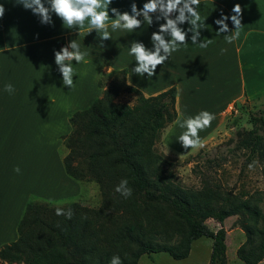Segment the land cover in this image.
I'll use <instances>...</instances> for the list:
<instances>
[{
  "label": "crops",
  "instance_id": "0c3cea01",
  "mask_svg": "<svg viewBox=\"0 0 264 264\" xmlns=\"http://www.w3.org/2000/svg\"><path fill=\"white\" fill-rule=\"evenodd\" d=\"M133 0H113L108 7L131 10ZM142 8L146 0H135ZM240 3L244 12L239 38L228 43L217 34L214 21ZM6 13L0 19V249L15 242L18 226L31 198L44 201L70 196L55 194L63 188L77 190L63 166L62 137L72 131L69 118L88 108L101 96L98 82L104 73L126 70L127 83L146 97L156 96L172 87L177 89V120L168 128L178 129L188 117L201 111L215 115L211 126L199 131L203 144L223 126L227 108L238 111L244 103L264 102V0H201L198 9L206 30L201 39H211L207 48L191 43L179 46L156 74L139 76L132 69L136 60L130 55L133 41L152 48L153 25L145 22L134 31H112L114 15L108 24L112 39L99 46V35L89 34L88 22L80 30L66 29L53 16L54 27L42 25L38 18L14 0H0ZM142 19V17H141ZM229 28L233 29L231 20ZM188 24L181 25L185 30ZM76 40L85 61H72L73 86L65 87L55 64L54 50ZM11 85L12 92L5 90ZM186 129L180 127V132ZM20 171L17 173L16 168Z\"/></svg>",
  "mask_w": 264,
  "mask_h": 264
},
{
  "label": "trees",
  "instance_id": "16d2710c",
  "mask_svg": "<svg viewBox=\"0 0 264 264\" xmlns=\"http://www.w3.org/2000/svg\"><path fill=\"white\" fill-rule=\"evenodd\" d=\"M98 86L101 96L70 116L72 131L62 141L68 150L66 174L77 182L97 183L102 204L64 205L73 213L68 219L56 215L50 201H30L18 239L0 249V263L110 264L118 255L123 264H138L143 255L162 252L183 260L192 243L206 237L213 240L210 264H228L224 222L241 216L249 249L242 247L239 257L245 264H259L264 259L262 197L237 196L209 180L200 189L185 188L155 150L163 131L177 120V89L146 97L127 83L126 70L104 73ZM120 94L134 95L135 105L117 103ZM249 115L253 128L237 131L233 149L249 151L248 161L264 152V110ZM238 122L235 118L233 127ZM122 179L132 189L128 198L115 190ZM209 219L220 229L211 230Z\"/></svg>",
  "mask_w": 264,
  "mask_h": 264
},
{
  "label": "clouds",
  "instance_id": "9594fccd",
  "mask_svg": "<svg viewBox=\"0 0 264 264\" xmlns=\"http://www.w3.org/2000/svg\"><path fill=\"white\" fill-rule=\"evenodd\" d=\"M201 0H146L143 7H138L135 0L131 3V10L121 11L117 7H108L113 4V0H14V6H23L25 10H30L42 25L54 27L53 16L59 18L66 29L80 30L88 22L89 34L95 31L99 35V46L105 47L104 41L112 39L109 31L108 19L110 13L114 15V20L110 27L112 31L127 30L134 31L142 27L147 22L150 25L163 20L159 24L157 31L151 34L152 48H148L143 42L133 41L130 47V55L136 60V66L132 69L139 76L147 74L152 77L156 74L158 66L164 64L171 54L179 49V46L188 43V36L191 33V43L198 44L200 48H207L211 39L202 40L201 30H206V22L202 21L198 11ZM232 15L224 14L221 10V17L214 23L218 26L217 34H225L228 43H232L239 38L240 30L243 28V8L240 3H236L231 9ZM6 13L4 4H0V19ZM142 17V19H141ZM231 20L233 29L229 28L228 21ZM188 24L185 30L181 25ZM77 41L71 40L59 50H54L55 64L62 74V82L65 87L73 86L74 70L72 61L76 63L86 62L85 56ZM5 90L12 92L11 85H6ZM215 115L208 111H201L194 117H188L180 127L186 129L178 139L183 149H195L203 147V142L199 136V131L211 126ZM255 162L249 165L254 167ZM19 173L20 169H15ZM125 198L132 194V189L128 187V181L122 179L116 187ZM56 215H64L71 219L73 213L71 209L65 211L61 207H56ZM110 264H123L121 258L113 256ZM259 264H264V260Z\"/></svg>",
  "mask_w": 264,
  "mask_h": 264
},
{
  "label": "rangeland",
  "instance_id": "374dc122",
  "mask_svg": "<svg viewBox=\"0 0 264 264\" xmlns=\"http://www.w3.org/2000/svg\"><path fill=\"white\" fill-rule=\"evenodd\" d=\"M109 80H106V84ZM117 103L133 106L136 103V97L129 94H120L116 97ZM227 108V117L224 119L222 128L210 138L203 147L195 149H183L178 142L180 125L178 129L170 133L168 126L162 133L160 140L155 146L157 153L162 154L170 162L167 169L175 176V181L185 188L200 189L204 180L215 182L223 189L231 191L237 196L245 198L254 196L262 197L260 204L262 210V219L259 226L264 227V152L262 155H256L251 160L248 159L249 151H235L239 139L237 131L251 130L253 125L250 122L249 112L264 110L263 103H244L239 105L238 111ZM239 118L236 127H233V120ZM242 130V131H241ZM202 139L204 136L199 135ZM64 146V145H63ZM264 151V150H263ZM68 150L64 147L63 156L67 155ZM255 162L253 168L250 164ZM77 184V190L70 187L63 188L55 194L66 193L70 196L58 197L52 200L51 206L62 207L73 202H78L83 206L97 208L102 204V195L100 186L93 181H73ZM261 192V193H259ZM30 201L45 202L37 197ZM243 218L233 216L224 222V228L227 232V261L228 264H245L239 257V250L245 247L246 252L249 249L248 238L241 228ZM208 227L217 231L221 225L216 221L209 219L206 221ZM213 247V240L203 237L192 243L189 256L183 260H176L167 253H153L143 255L138 264H210V257ZM264 260V259H263ZM0 264H10L7 262ZM15 264V263H13Z\"/></svg>",
  "mask_w": 264,
  "mask_h": 264
},
{
  "label": "built area",
  "instance_id": "2783aa9c",
  "mask_svg": "<svg viewBox=\"0 0 264 264\" xmlns=\"http://www.w3.org/2000/svg\"><path fill=\"white\" fill-rule=\"evenodd\" d=\"M230 110H231V112H232V110H235V109H234L233 107H231Z\"/></svg>",
  "mask_w": 264,
  "mask_h": 264
}]
</instances>
